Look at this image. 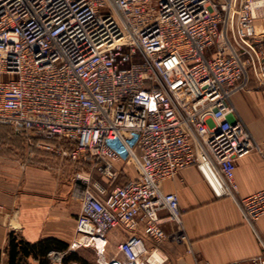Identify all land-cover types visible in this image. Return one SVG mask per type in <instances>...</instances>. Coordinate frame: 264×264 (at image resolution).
<instances>
[{"label": "built area", "instance_id": "built-area-1", "mask_svg": "<svg viewBox=\"0 0 264 264\" xmlns=\"http://www.w3.org/2000/svg\"><path fill=\"white\" fill-rule=\"evenodd\" d=\"M252 81L264 87V0H0V127L27 162L40 153L89 169L75 177L69 250L102 255L124 228V260L108 264H168L152 262L159 246L187 240L179 198L163 190L179 172L197 167L235 197L236 160H264V143L231 119ZM123 161L137 178L117 186ZM94 173L110 184L80 191ZM237 203L249 226L264 217V190ZM245 264H264V247Z\"/></svg>", "mask_w": 264, "mask_h": 264}, {"label": "crops", "instance_id": "crops-1", "mask_svg": "<svg viewBox=\"0 0 264 264\" xmlns=\"http://www.w3.org/2000/svg\"><path fill=\"white\" fill-rule=\"evenodd\" d=\"M231 103L235 109L231 119L242 121L256 143L263 144L264 87L252 81L248 90L232 97ZM2 128L1 136L8 129ZM26 163L27 160L23 162L16 155H0V264H9L6 248L11 233L32 244L49 239L66 244L67 251L51 252L61 260L70 253L71 241L76 239L80 204L78 208L71 205L73 184L69 181L73 183L79 167L55 160L51 155L37 153L26 167L27 175L34 180L36 194L19 196L22 168ZM235 164L234 181L238 187L235 197H219L217 190L197 167L185 169L175 179L163 184L166 194H176L179 198L187 238L183 243L167 242L159 246L158 254L167 258L168 264H245L263 254L264 217L254 227L249 226L237 201L264 190V160L252 151L239 157ZM115 173L117 186L137 178L134 166L125 161L115 165ZM100 180L103 185L110 184L102 175ZM16 218L19 226L13 227ZM164 228L166 232L173 229L171 225ZM130 234L124 228L109 233L108 248L104 254L98 255L99 259L103 256L104 264L114 259L123 261L118 254V245ZM147 246L153 247L150 242ZM78 256L71 264L82 262ZM84 261L85 264L89 262L87 259Z\"/></svg>", "mask_w": 264, "mask_h": 264}, {"label": "rangeland", "instance_id": "rangeland-1", "mask_svg": "<svg viewBox=\"0 0 264 264\" xmlns=\"http://www.w3.org/2000/svg\"><path fill=\"white\" fill-rule=\"evenodd\" d=\"M5 80H6V78H5ZM0 130H3V128L0 127ZM6 131H7V133H5L2 136L0 135V155L8 154L9 156H13V157H15V155H16L19 159H22V161L25 162V160H27V157L25 155L26 153L24 152L22 140L20 138L16 137L9 128ZM52 158H54V157H52ZM54 159L58 160L60 162H68V161H62V160L56 159V158H54ZM28 162H30V160ZM27 163L22 168V177H21V182H20V188L18 189V193L20 194L19 196H25V195L32 196V195L36 194L35 189L33 187L34 186V180H33L31 175H27L28 174V172H27L28 170L26 168ZM68 163H70V162H68ZM70 164H72V163H70ZM88 171H89V169L85 168V169H81L79 172H80V174H82L83 178H87L88 176L86 173H88ZM79 172H76L74 174L73 183L71 181H69V183L73 184L72 190H71V197L73 200L71 202V205L73 206V208L74 207L78 208L79 204H80V199H79L80 197L77 198L76 196L75 197L73 196L74 189L76 188V185H77L75 177H76V174ZM100 177H101V175L99 173L92 174L90 183H88L85 186L80 185L82 187L80 189V191H83L87 187H89V188L92 187L93 183H95V182L101 181ZM66 184H68V182H66ZM12 225H13V227L19 226V224L17 222V218H16L15 222L12 223ZM74 225H75V218H74ZM18 236L22 239V237L20 235H18ZM73 241L74 240H72L71 243H73ZM78 255L81 256L80 259L82 260V262L78 263V264H85L84 259H87L89 261V262H87V264H99V256L93 249L78 250L75 252L70 251V253L68 255L64 256V258L61 261L55 260V256L52 255L51 257H48L47 264H71V262H69L68 260L73 259V256L79 257ZM159 255L164 259V257L161 254H159ZM27 264H38V263L35 262L33 259H30L27 262Z\"/></svg>", "mask_w": 264, "mask_h": 264}, {"label": "trees", "instance_id": "trees-1", "mask_svg": "<svg viewBox=\"0 0 264 264\" xmlns=\"http://www.w3.org/2000/svg\"><path fill=\"white\" fill-rule=\"evenodd\" d=\"M68 250V246L57 240L49 239L39 243H29L21 239L15 233L8 236L6 254L9 259V264H27L30 259H33L38 264H47L48 255L51 252H64ZM72 257V256H71ZM77 260L69 259V262Z\"/></svg>", "mask_w": 264, "mask_h": 264}, {"label": "bare ground", "instance_id": "bare-ground-1", "mask_svg": "<svg viewBox=\"0 0 264 264\" xmlns=\"http://www.w3.org/2000/svg\"><path fill=\"white\" fill-rule=\"evenodd\" d=\"M98 246H99L100 250L102 251V244H99ZM55 260L61 261V257L58 255H55ZM155 260L160 262L162 260V257L158 253H156L152 259V262H155ZM99 262H100V264L101 263L104 264V257L103 256H100Z\"/></svg>", "mask_w": 264, "mask_h": 264}]
</instances>
